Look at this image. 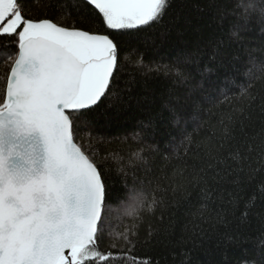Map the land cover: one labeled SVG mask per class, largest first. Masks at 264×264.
<instances>
[{"label":"trees","instance_id":"trees-1","mask_svg":"<svg viewBox=\"0 0 264 264\" xmlns=\"http://www.w3.org/2000/svg\"><path fill=\"white\" fill-rule=\"evenodd\" d=\"M21 3L37 20L55 22L65 11L55 5L45 11L34 0ZM237 4L254 7L245 18ZM261 9L264 0H170L159 23L123 33L106 29L94 6L83 17L71 10L64 26L75 21L119 45L113 81L119 100H105L94 126L76 133L89 155L96 151L109 188L112 210L105 211L97 241L102 253L127 252L112 233L138 224L130 238L140 264H264ZM10 41L0 37V51L14 53ZM218 41L222 52L213 59ZM9 70L0 60V77ZM225 80L235 81L227 99L221 93ZM4 89L0 80V95ZM133 187L145 194L142 221L124 215ZM153 199L159 203L148 212Z\"/></svg>","mask_w":264,"mask_h":264},{"label":"snow or ice","instance_id":"snow-or-ice-1","mask_svg":"<svg viewBox=\"0 0 264 264\" xmlns=\"http://www.w3.org/2000/svg\"><path fill=\"white\" fill-rule=\"evenodd\" d=\"M34 3L45 11L53 5L65 11L55 22L37 20L21 0H0V37L11 38L16 47L14 53L0 51V60L10 69L0 77L5 85L0 95V264H108L110 260L140 264L132 255L135 245L130 238L137 235L138 224L112 233L124 240L127 252L114 255L98 250L105 211L112 210L107 203L109 188L96 151L89 155L76 143L81 127L94 126L100 115L96 109L105 100H119L113 82L119 45L113 36L77 28L75 21L64 24L71 10L83 17L91 5L108 30H141L161 21L170 0ZM235 7H244L247 18L254 5ZM222 47L218 41L213 59ZM250 73L251 69L246 75ZM229 86L235 81L225 80L221 88L225 99ZM246 91L241 87V94ZM186 139L190 143V137ZM118 201L125 203L122 197ZM157 203L153 199L147 211ZM144 205L142 190H127L125 216L142 221Z\"/></svg>","mask_w":264,"mask_h":264}]
</instances>
